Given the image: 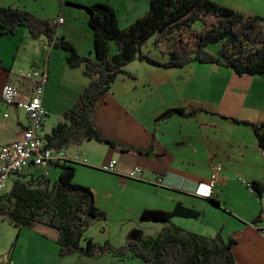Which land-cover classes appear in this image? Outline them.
<instances>
[{"label": "crops", "instance_id": "crops-1", "mask_svg": "<svg viewBox=\"0 0 264 264\" xmlns=\"http://www.w3.org/2000/svg\"><path fill=\"white\" fill-rule=\"evenodd\" d=\"M213 1L246 17L264 18V0ZM104 3L117 11L119 24L125 29L149 12L151 0H0L1 7H19L33 19L29 28L20 27L15 34H0V95L6 84H14L20 90V99L29 100L32 83L20 78L18 72L48 70L43 104L49 117L40 133L43 139L64 122L65 114L88 84L83 67L70 69L67 53L56 43L64 39L80 56L95 59V36L88 24L86 8ZM59 17L64 24L55 27L54 21ZM47 26L53 31V41L46 34L33 36L32 32L39 33ZM114 47L112 44V53ZM136 62L129 64L131 70L125 69L133 77L117 78L109 93L98 102L93 119L100 136L117 146L86 141L66 149L70 155L85 154L88 164L74 167L81 166L88 173L76 170L75 183L89 187L97 206L108 215V220L95 223L86 237L99 244L103 239L110 242L108 228L113 215L134 224L130 228L134 227L136 236L128 230L121 236L125 243L135 239L139 231L145 236H156L161 228L156 227L155 234L146 235L137 227L143 211L172 212L180 203L202 211L203 216L199 220L177 217L174 224L187 230L193 221L205 223L213 229L212 233L216 231L226 240L230 237L236 240L237 264H264V240L253 224L258 219L256 225L264 227V196L258 199L249 188L251 182L264 185V150L250 126L264 124V76H238L218 65L193 63L185 67L186 77L171 82L163 96L149 76L153 72L146 65H151L145 62L146 65H135ZM139 75L142 83H134ZM174 108L186 112L200 110L190 117L175 114L158 120ZM28 125V114L4 104L0 97V147L20 140ZM113 161L118 174L104 171ZM91 162L98 166H91ZM217 166H222V173L214 197L220 207L208 200L211 193L208 182ZM136 167L143 171V180L130 181L120 176ZM196 167L205 169L196 171ZM56 168L32 166L22 173L43 174L55 182L61 174V169ZM16 178L13 176L9 181ZM158 178H162L163 186L156 185ZM0 221L1 226H7L0 227V247L11 249V245L13 249L6 264L118 263L111 254L86 257L76 253L61 257L57 231L43 226L25 229L7 220ZM212 233L209 237H213Z\"/></svg>", "mask_w": 264, "mask_h": 264}, {"label": "trees", "instance_id": "trees-1", "mask_svg": "<svg viewBox=\"0 0 264 264\" xmlns=\"http://www.w3.org/2000/svg\"><path fill=\"white\" fill-rule=\"evenodd\" d=\"M86 9L88 24L95 36L96 58L80 56L64 39L56 43L67 53L66 63L70 69L83 67L88 84L65 114L64 122L45 137L48 147L66 150L86 141L117 146L100 136L93 119L98 102L109 93L117 78L120 75L133 77L125 67L136 61L161 69H183L193 63L214 64L231 69L238 76H264L263 17H246L213 0H151L149 12L123 29L111 5L95 4ZM32 21V16L19 7L0 6L1 35L15 34L20 27L29 28ZM52 32L47 26L32 34L34 37L46 34L53 41ZM151 39L167 59L143 53ZM112 44L116 48L114 54ZM199 110L186 112L174 108L164 112L158 120L175 114L190 117ZM250 126L264 150V124ZM58 168L61 174L55 182L43 174H18L10 192L0 194V219L20 228L43 226L57 231L56 243L61 257L76 253L86 257L113 254L136 257L144 264H237L234 238L226 240L220 233L214 237L203 236L171 222L177 217L199 220L203 216L202 211L180 203L172 212L143 211L142 221L165 223L156 236H145L139 231L135 239L120 248L109 241L94 242L86 237L87 231L97 222H106L108 215L97 206L89 187L75 183L73 164ZM249 188L258 199L263 198V184L251 182ZM208 200L220 207L216 197ZM257 222L258 219L253 224Z\"/></svg>", "mask_w": 264, "mask_h": 264}, {"label": "built area", "instance_id": "built-area-1", "mask_svg": "<svg viewBox=\"0 0 264 264\" xmlns=\"http://www.w3.org/2000/svg\"><path fill=\"white\" fill-rule=\"evenodd\" d=\"M63 24L64 19L62 17L54 21L55 27ZM18 76L32 83V97L27 101H22L20 99V90L14 84H6L1 91L0 97L4 104L25 111L29 117V125L20 140L0 147V194L6 189L11 177L17 176L29 167L48 168L65 164H88L85 154L77 152L70 155L64 149L59 150L48 147L46 139L40 136L49 117V112L43 104L45 86L49 82L48 70L43 68H35L28 71L21 70L18 72ZM4 117L7 118L8 115L5 114ZM104 171L118 174L115 162L105 167ZM221 173L222 166H217L213 170L208 182L211 192L209 197L214 196V191L221 182ZM120 176L128 180L141 181L143 180V171L136 167L129 173ZM156 185L159 187L163 186L162 178H158ZM255 227L264 240V227H259L256 224Z\"/></svg>", "mask_w": 264, "mask_h": 264}, {"label": "rangeland", "instance_id": "rangeland-1", "mask_svg": "<svg viewBox=\"0 0 264 264\" xmlns=\"http://www.w3.org/2000/svg\"><path fill=\"white\" fill-rule=\"evenodd\" d=\"M153 41H154V39H151L149 41L148 45L143 49V53L147 54V55H149V56H151L153 58L167 59L166 57H163L161 52L154 47ZM114 49H115V47H114ZM213 50L215 51V49H213ZM114 52H116V49L114 50ZM139 64L140 65H146V64H144V62H141V63L136 62L135 65H139ZM194 64L199 65L198 63H194ZM146 67H150L149 69L152 70L151 72H153V73L150 74L149 76L154 80V82L156 81L155 82L156 83V87L155 88L158 90V93H160L163 96H165L166 88L168 86H170L169 84L171 82H174V80L179 79L180 77L185 78L186 77V72H187V70H186L187 67L184 68V69H171V70L161 69V68H157V67L153 68L152 66H147V65H146ZM125 69L126 70H131L132 68H130V65H128V67L126 66ZM189 74H191V73L189 72ZM134 83L141 84L142 83V76L139 75L138 80H135ZM171 100L173 101L174 99L172 98ZM115 164H116V162H115ZM90 165L91 166H98L97 164H94L92 162L90 163ZM56 169H58L57 171H60V168H56ZM75 169L77 171H80V173H81V171H84V173H88L86 170H83V167H81V166H75ZM195 169H196V171H203L205 169V167H196ZM86 175H88V174H84V175H80L79 174V176H82L84 178L88 177ZM86 179L89 180L88 178H86ZM130 181H135V180H130ZM13 182H14V180H13ZM13 182L12 181H8L7 187L4 190V192H10V190L12 188V185H13ZM113 218H114L113 221L111 223L109 222L110 228H108L109 235L111 236V238H110L111 241L110 242H112V245L114 247L120 248V247L126 245L125 240H122L121 236L124 233H126L128 230H130L128 232H131L132 236H136V232L134 233V231H135V230H133L134 227L130 228V226L132 224L131 223H127L128 221L125 222V221H123V219H121V217H117L116 215H113ZM174 219L175 218L171 219L172 223H173ZM118 221H121V222H118ZM2 223L3 222L0 221V227L7 228V226H1ZM123 223H125V225H122ZM139 224L140 225L137 226V227L142 228V230L144 231V233L146 235L147 234H155L154 232H155V229H157L156 227L161 228V230H162L164 228V226H165V223L145 222V221H142V220L140 221ZM204 224L200 225L198 221H193L191 225L187 226V228H188L187 230L191 231L193 233H196V234L209 236L213 232V229L210 226H206ZM94 225L91 228H93ZM149 225H151L150 228L148 227ZM132 226H134V224ZM144 228H146V229H144ZM135 229H136V227H135ZM89 230L86 233L87 235L90 234ZM0 232H1V228H0ZM215 232L216 231H214V233H212V234H214L213 237L218 234V233L215 234ZM101 242H102L101 244H104L105 243V239H103V241H101ZM9 248H11V249H8V248L3 249L2 247H0V264H6V262L9 260V258L11 256V254L13 256V249H12L11 245H10ZM11 250H12V253H11ZM111 256L114 259H116V261H118V263H115V264H144L142 260H140V259H138L136 257H132V256L131 257L129 256L127 258H125V257H117V256H114L113 254H111Z\"/></svg>", "mask_w": 264, "mask_h": 264}]
</instances>
